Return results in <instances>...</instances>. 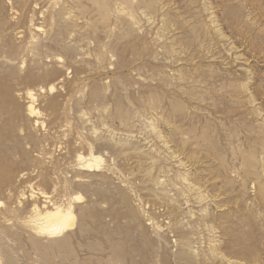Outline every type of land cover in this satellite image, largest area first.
<instances>
[{
    "label": "rangeland",
    "instance_id": "374dc122",
    "mask_svg": "<svg viewBox=\"0 0 264 264\" xmlns=\"http://www.w3.org/2000/svg\"><path fill=\"white\" fill-rule=\"evenodd\" d=\"M0 264H264V0H0Z\"/></svg>",
    "mask_w": 264,
    "mask_h": 264
},
{
    "label": "bare ground",
    "instance_id": "6f19581e",
    "mask_svg": "<svg viewBox=\"0 0 264 264\" xmlns=\"http://www.w3.org/2000/svg\"><path fill=\"white\" fill-rule=\"evenodd\" d=\"M28 95H30V93H28ZM28 111L30 112V114L33 112L31 106H28ZM98 160H99L98 157L93 158V161H98ZM85 166L91 167L92 165L90 163H87ZM41 216H42L41 218L44 219V221L48 224L46 226L40 227V229L45 230L44 232L48 234H55L60 231H63L65 228L70 227L73 223L72 212L69 209H62L58 206L44 211V213H42Z\"/></svg>",
    "mask_w": 264,
    "mask_h": 264
}]
</instances>
